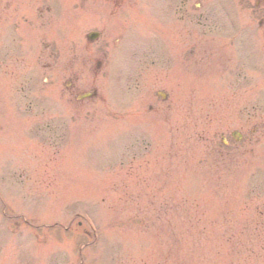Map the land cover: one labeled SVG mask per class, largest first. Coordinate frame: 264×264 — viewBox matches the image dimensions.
<instances>
[{
  "label": "rangeland",
  "instance_id": "1",
  "mask_svg": "<svg viewBox=\"0 0 264 264\" xmlns=\"http://www.w3.org/2000/svg\"><path fill=\"white\" fill-rule=\"evenodd\" d=\"M180 1L0 0V264H264V0Z\"/></svg>",
  "mask_w": 264,
  "mask_h": 264
},
{
  "label": "flooded vegetation",
  "instance_id": "2",
  "mask_svg": "<svg viewBox=\"0 0 264 264\" xmlns=\"http://www.w3.org/2000/svg\"><path fill=\"white\" fill-rule=\"evenodd\" d=\"M100 1H103L104 2V1H108V0H100ZM185 6H186V4L183 2L182 3V8L185 9ZM39 7H40V5H39ZM180 8H181V4H180ZM178 12H180V9H178L177 13ZM39 13H40V9H39Z\"/></svg>",
  "mask_w": 264,
  "mask_h": 264
}]
</instances>
